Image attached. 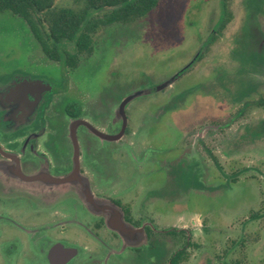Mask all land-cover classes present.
<instances>
[{
	"label": "rangeland",
	"instance_id": "obj_1",
	"mask_svg": "<svg viewBox=\"0 0 264 264\" xmlns=\"http://www.w3.org/2000/svg\"><path fill=\"white\" fill-rule=\"evenodd\" d=\"M55 6L80 11L86 1ZM93 48L67 68L24 20L0 14V82L21 75L66 90L69 80V96L88 100L108 135L120 133L122 102L146 92L126 107L122 139L82 142L105 145L102 163L85 155L92 192L106 197L97 200L111 207L123 196L138 223L173 230L155 236L165 255L154 264L185 246L182 264H264V0H161L133 23L101 28Z\"/></svg>",
	"mask_w": 264,
	"mask_h": 264
},
{
	"label": "flooded vegetation",
	"instance_id": "obj_2",
	"mask_svg": "<svg viewBox=\"0 0 264 264\" xmlns=\"http://www.w3.org/2000/svg\"><path fill=\"white\" fill-rule=\"evenodd\" d=\"M68 92L69 80L66 90L21 75L0 82V264H154V256L165 255L155 236L173 230L138 223L123 196L111 198L106 208L99 201L106 197L92 192L87 153L102 163L106 150L82 141L102 140L89 129H105V117L96 125L88 100ZM117 119L114 129L121 132L123 119ZM72 176L71 182L54 183ZM75 183L79 190L59 188Z\"/></svg>",
	"mask_w": 264,
	"mask_h": 264
},
{
	"label": "trees",
	"instance_id": "obj_3",
	"mask_svg": "<svg viewBox=\"0 0 264 264\" xmlns=\"http://www.w3.org/2000/svg\"><path fill=\"white\" fill-rule=\"evenodd\" d=\"M85 1V8L75 11L56 10L55 0H0V14L9 12L20 17L48 59L75 69L80 55L93 54V37L101 28L133 23L152 13L161 3V0ZM102 11H106L102 18L94 17ZM259 104L263 106L264 100ZM188 248L185 246L172 255L170 264H182L187 259Z\"/></svg>",
	"mask_w": 264,
	"mask_h": 264
},
{
	"label": "water",
	"instance_id": "obj_4",
	"mask_svg": "<svg viewBox=\"0 0 264 264\" xmlns=\"http://www.w3.org/2000/svg\"><path fill=\"white\" fill-rule=\"evenodd\" d=\"M168 85V84H167ZM167 85H164V86H167ZM164 86H161L159 88V90H161ZM146 94V92H140V93H136L130 97H128L127 99H125L122 104L120 105L119 107V111L117 112V117H122L123 119V128H122V131L118 134V135H108V134H105V133H102L100 131H98L97 129H89L94 135H96L97 137H99L100 139L104 140V141H109V142H114V141H119L120 139H122L126 133V127H127V116H126V113H125V110H126V107L128 106L129 103H131L134 99L142 96ZM73 132H74V142L75 144L77 145L78 142H77V139H76V130L77 129H72ZM78 158H79V155H78V152H76V162L78 161ZM73 181V176L68 178V179H59V180H55L54 183L56 184H63V183H68V182H71ZM93 197V196H92ZM93 207V209L97 212H100L99 209L96 207H94L92 204H89ZM104 205V204H103ZM105 206V205H104ZM106 208H109V206L107 205ZM91 209V208H90ZM104 214V213H103ZM106 215H108V213H105ZM111 217V216H110ZM112 223L114 222H110L109 221V224L111 225Z\"/></svg>",
	"mask_w": 264,
	"mask_h": 264
}]
</instances>
